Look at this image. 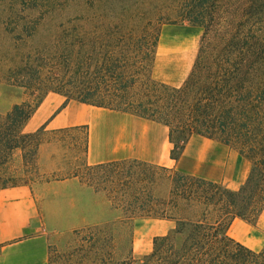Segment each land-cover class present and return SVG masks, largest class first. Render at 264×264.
Here are the masks:
<instances>
[{
  "label": "trees",
  "instance_id": "1",
  "mask_svg": "<svg viewBox=\"0 0 264 264\" xmlns=\"http://www.w3.org/2000/svg\"><path fill=\"white\" fill-rule=\"evenodd\" d=\"M229 2L234 4L226 8ZM168 10L177 20L203 30L192 70L178 88L151 78L158 29L142 27L138 16L84 12L35 21V26L54 23L60 28L62 46L50 54L49 76H42L47 66L40 56H34L33 66L9 71L10 86L30 93L36 104H15L0 114V186L16 184L4 174L16 152L23 168L37 173L39 131L24 129L48 93L65 102L131 114L168 128L174 161L189 138L202 136L237 150L251 163L237 191L136 161L85 168L93 178L104 173L114 199L116 179L122 176L123 206L116 220L128 242L135 220L174 221L171 230L153 239V249L137 264H264V249H248L226 235L234 219L249 222L264 210V0H183ZM222 15L228 19L224 23L217 21ZM41 48L45 46L34 50ZM157 170L171 174L167 196L160 199L153 194ZM190 204L204 211L189 214ZM209 208L213 216L205 212ZM109 233L98 240L113 241ZM100 234L98 229L91 239L97 241Z\"/></svg>",
  "mask_w": 264,
  "mask_h": 264
},
{
  "label": "rangeland",
  "instance_id": "2",
  "mask_svg": "<svg viewBox=\"0 0 264 264\" xmlns=\"http://www.w3.org/2000/svg\"><path fill=\"white\" fill-rule=\"evenodd\" d=\"M182 2L183 0H0V114L14 104H36V99L30 93L10 86L8 79L12 75L9 71L14 66H33L34 56H40L42 64L47 66L42 76L50 75V54L62 46L61 39L57 38L61 29L54 23L35 26V21L41 16H44L43 22L84 12H97L106 16L124 14L128 18L138 16L139 25L142 27L148 25L152 32L158 29L159 40L155 48L151 78L169 87H180L192 70L203 35L201 28L181 22L171 15L169 7L178 6ZM233 4L229 2L225 6L231 8ZM232 11L233 9L229 12ZM220 19L222 23L228 20L223 15L217 21ZM248 37L246 30L245 38ZM261 43H264V36L261 37ZM43 45L44 49L34 50L35 46ZM39 50L42 51L38 52ZM168 56H171L169 60ZM45 98L53 105H58L64 99L53 93H48ZM56 112L58 111L53 114ZM57 138L56 135L50 141L57 144ZM229 150V179L233 177L239 184L229 187L228 182H225L222 186L229 191H237L246 180L251 163L240 156L237 150L230 147ZM12 159V163L4 171L5 178H10L16 184L28 182L33 188L45 223L44 234L52 239L48 248L47 264H137L142 256L153 249V239L167 233L174 226L173 223L161 225L149 218L135 220L132 241L128 242L116 220L120 207L123 206L119 191L122 176L119 175L116 179L118 192L114 199L108 194L110 184L104 173H98L93 178L86 169H81L78 173L82 176V182L78 183L70 177L67 180L60 179V173L39 175L30 168L27 171L20 166L17 157ZM132 170L136 173L141 171L137 167ZM155 173L158 181L153 194L159 199L164 198L168 193V176L171 174L161 170ZM135 180H132L133 187L138 188ZM113 207L118 211H114ZM187 211L189 214H196L204 209L190 204ZM205 212L213 216L211 208ZM98 229L100 237L96 236L97 241H93L91 236L96 235ZM109 230L114 236L113 241H99L103 234H110ZM226 235L248 249H264V210H261L255 220L249 222L234 219L230 222Z\"/></svg>",
  "mask_w": 264,
  "mask_h": 264
},
{
  "label": "crops",
  "instance_id": "3",
  "mask_svg": "<svg viewBox=\"0 0 264 264\" xmlns=\"http://www.w3.org/2000/svg\"><path fill=\"white\" fill-rule=\"evenodd\" d=\"M46 98L24 129L28 133L39 131L36 153L39 175L60 173V179L70 177L79 183L81 169L136 161L214 184L228 182L229 187H234L238 183L233 177L229 179V147L217 141L193 136L174 161L169 130L161 123L75 100L63 99L53 105ZM56 135L57 144L50 141ZM14 157L22 167L20 153L16 152ZM150 220L161 225L174 224L170 219ZM44 228L39 204L28 182L0 186V264H47L52 239L46 237Z\"/></svg>",
  "mask_w": 264,
  "mask_h": 264
}]
</instances>
